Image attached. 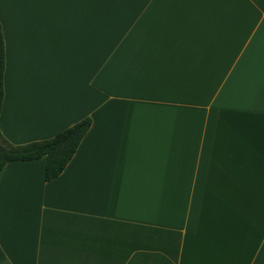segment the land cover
<instances>
[{"label":"crops","instance_id":"0c3cea01","mask_svg":"<svg viewBox=\"0 0 264 264\" xmlns=\"http://www.w3.org/2000/svg\"><path fill=\"white\" fill-rule=\"evenodd\" d=\"M0 131L92 127L57 179L0 171V264H264V0H0Z\"/></svg>","mask_w":264,"mask_h":264},{"label":"trees","instance_id":"16d2710c","mask_svg":"<svg viewBox=\"0 0 264 264\" xmlns=\"http://www.w3.org/2000/svg\"><path fill=\"white\" fill-rule=\"evenodd\" d=\"M4 73L5 48L0 21V116L4 103ZM92 123V119L87 117L52 138L20 146L10 144L0 131V171L11 162H31L46 158L45 181L57 179L74 158Z\"/></svg>","mask_w":264,"mask_h":264}]
</instances>
